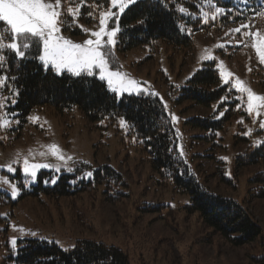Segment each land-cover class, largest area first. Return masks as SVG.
Returning a JSON list of instances; mask_svg holds the SVG:
<instances>
[{"label":"rangeland","instance_id":"obj_1","mask_svg":"<svg viewBox=\"0 0 264 264\" xmlns=\"http://www.w3.org/2000/svg\"><path fill=\"white\" fill-rule=\"evenodd\" d=\"M69 6L76 7L64 4L65 8ZM109 10L115 9H111L108 3L101 11ZM73 24V29L82 30L78 26L82 25L84 29L96 30L99 18L95 24L86 25L79 15ZM205 24L210 29L194 33L192 51L174 48L163 40L125 53L118 52L115 45L111 54L117 66H110L137 81V87L146 90L142 95L158 97L164 106L167 105L165 108L177 129L183 156L191 162L195 173L201 176L206 171L214 173L219 167L215 158L226 163L225 176L230 181L220 183V176L216 175L211 178L210 186L215 193L244 204L263 226L262 236L250 244L236 247L221 234L212 233L213 230L205 226L197 213L188 212L190 199L187 195L159 182V174L153 171L147 153L131 134L128 123L121 127V121H126L124 118L115 122H92L77 105L62 111L40 107L23 117L6 99L4 112L9 114L7 119L12 120V124L0 127V166L12 164L16 171L10 173L7 167L0 168V178L10 182L0 183V264H17L18 248L28 239L58 242L63 249L71 248L83 239L101 242L127 253L130 264H264V198L252 196L256 190L251 189L253 186L249 181L252 173L263 165L240 168L236 180L232 172L234 159L248 145H264L259 143L264 141V129L261 128L264 108L260 109L259 117L248 112L241 116L228 127L227 133L221 134L222 147L206 151L211 142L197 137L204 136L205 132L190 128L187 121L198 114L205 115L209 109L191 107V103L179 101L183 88L206 62H214L220 73L222 61L224 69L244 81L255 93L264 95V63L253 47L254 38L242 35L248 30L264 35V13L227 25L221 22L212 24L208 17ZM241 25H248L249 29H241L240 33L230 31ZM62 35L74 43L94 38L90 31L75 34L63 28ZM49 69L51 66L46 70ZM94 77L99 78L98 73ZM0 96H3L1 89ZM173 114L179 119L174 120ZM30 117H38V120ZM237 135L249 141H238ZM51 144L59 145L72 159L58 160L46 147ZM30 149L34 155H30ZM41 152L46 155L41 156ZM18 154L28 156L33 163L58 164L60 171L41 169L33 181L22 173V160L14 163ZM79 163L86 164L87 169L82 170ZM104 166L112 167L121 175L123 179L119 180L118 186L108 189L101 185L81 193L80 197H51L35 187L39 185V175L43 171L51 173L44 177L45 181L51 177L56 183L63 174L90 180L94 172ZM68 168L73 171H67ZM88 172H92V177H87ZM12 183L18 187L23 185L16 198L11 197ZM55 183L49 184L53 186ZM13 237L17 239L15 247L11 244Z\"/></svg>","mask_w":264,"mask_h":264},{"label":"trees","instance_id":"obj_2","mask_svg":"<svg viewBox=\"0 0 264 264\" xmlns=\"http://www.w3.org/2000/svg\"><path fill=\"white\" fill-rule=\"evenodd\" d=\"M85 4L80 9V20L86 25H93L98 21L100 11L107 7L108 1L85 0ZM216 7L224 8L226 13H216ZM205 10H208L206 13L210 23L227 25L250 15L263 14L264 0H211V3L205 0H141L129 6L121 15V31L117 35L116 49L125 53L163 40L174 48L192 51L194 33L210 29L204 21ZM89 11L93 17L87 15ZM212 15H215V19L211 18ZM64 18L69 22V26L63 27L65 31L82 34L80 28L73 29L70 16ZM3 54L8 59L4 68L0 69V75L16 79L0 85L1 93L21 116H28L40 107H54L62 111L77 105L92 122H115L124 118L131 134L147 153L153 171L159 174V182L171 186L175 192L187 195L190 199L188 212L197 213L205 226L213 230L212 233L221 234L236 247L250 244L262 236L263 226L244 204L215 193L211 188L210 180L216 175L220 176V183L230 181L225 176L226 163L223 160L215 158V164L219 165L216 171L212 174L206 171L201 176L194 172L191 162L179 154L177 129L158 97L123 95L119 98L97 77H76L69 73L58 75L51 69L46 70L38 59H19L7 50ZM113 60L114 56L110 53V65L116 67L117 63ZM204 65L192 76L189 85L183 88L179 101L189 102L191 107L209 109L205 115L198 114L187 121L190 128L205 132L204 136L197 137L211 142L212 145L205 149L207 151L222 147L221 134L227 133L228 127L246 115L247 110L246 96L240 99L239 92L234 89L229 91V86L222 84L215 63L206 62ZM12 89H16L18 94L13 95ZM226 95L229 99L221 104V98ZM12 100H15L14 105ZM220 112L224 113L223 116ZM237 139L249 141L241 136ZM238 141L235 140V143ZM79 164L82 170L87 169L86 164ZM254 165L263 167L253 172L249 180L253 186L251 189L256 190L252 196L264 198V145H248L234 159L232 172L236 180L240 168ZM49 175L51 173L43 171L39 175V185L35 187L51 197H80L81 193L101 185L108 189L114 188L123 179L110 166L96 170L90 180L63 174L53 186L45 182L44 177ZM51 180L49 177L47 181ZM74 246L66 251L57 243L28 239L18 248L15 261L17 264H130L128 254L115 246L86 239L78 240ZM175 252L179 258L176 249Z\"/></svg>","mask_w":264,"mask_h":264},{"label":"snow or ice","instance_id":"obj_3","mask_svg":"<svg viewBox=\"0 0 264 264\" xmlns=\"http://www.w3.org/2000/svg\"><path fill=\"white\" fill-rule=\"evenodd\" d=\"M137 0H108L111 9L109 11H101L99 16V28L96 30L84 29L82 25H78L85 32H91V37L83 43H74L70 39L62 35V28L69 26L65 16H70L72 22L75 23L80 15V9L85 7V0H0V69L8 59L3 53L7 50L9 53H14L19 59H38L45 69L51 66V69L58 75L69 73L72 76L80 77L82 75L94 76L98 73L101 81H106L111 90L120 96L125 93L128 95H142L146 90L137 87L138 82L130 78L129 74L120 71L112 70L109 61V54L117 44V35L121 29L119 26V17L125 12L129 5L136 3ZM211 3V0H205ZM75 3L76 7H64V4L71 5ZM186 11L185 9H180ZM216 13L225 14L224 8L216 7ZM89 17H93V13H87ZM204 21L207 22L208 14L205 13ZM215 19V15H212ZM111 23V27L109 24ZM241 29H249L248 25H241L230 31L240 33ZM245 37H253L255 48L261 63H264V35L259 31L255 33L250 30L242 33ZM237 43H242L238 41ZM224 45H220L223 47ZM107 49V51H106ZM35 53V55H33ZM208 59V57H205ZM220 77L223 84L229 86V91L236 90L241 94L240 99H245L246 94V110L252 115L255 113L260 116V109L264 108V95L255 93L248 87L244 81L235 77L233 73L224 69L223 62H220ZM251 71V69H249ZM15 77L8 75H0V85H4L7 81H14ZM13 95L18 94L16 89H12ZM158 95V94H157ZM7 98L0 96V127H10L12 120L7 119L8 113L4 112ZM229 99V96L221 98V104ZM15 103V100H12ZM167 107V105H165ZM223 112L220 115L223 116ZM13 116L15 114H12ZM31 120H38V117H30ZM173 119L178 120L173 114ZM243 121H240L242 123ZM18 123V121H17ZM126 121H121V127H125ZM264 129V124H261ZM249 135L251 130H249ZM259 143L264 144V141ZM50 150V154L55 156L60 161L71 160L72 157L66 156L63 150L57 144L46 146ZM171 151V149H169ZM30 155H34L33 150H29ZM41 156L46 153H39ZM179 154L183 155V148L180 146ZM223 159L227 160V157ZM22 160V173L31 180L37 178L38 172L41 169L53 168L57 172L60 171L58 164L49 163H33L30 162L28 156L18 154L14 163H20ZM7 167L10 173H14L16 168L9 164ZM67 171L72 172V168ZM230 175V173H228ZM87 177H92V172L86 173ZM46 183H55L45 181ZM0 183H10L7 179L0 178ZM23 185L18 187L17 184H11V197L16 198L20 195ZM36 235L35 233H31ZM46 239V238H42ZM17 239L12 238L11 244L15 247ZM58 243V242H56ZM75 247V246H73ZM68 249H66L67 251Z\"/></svg>","mask_w":264,"mask_h":264}]
</instances>
